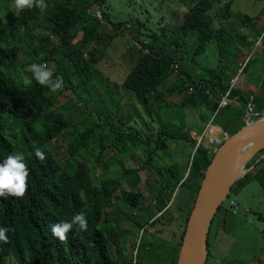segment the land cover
I'll use <instances>...</instances> for the list:
<instances>
[{
  "label": "trees",
  "instance_id": "trees-1",
  "mask_svg": "<svg viewBox=\"0 0 264 264\" xmlns=\"http://www.w3.org/2000/svg\"><path fill=\"white\" fill-rule=\"evenodd\" d=\"M107 1L34 0L31 9L18 11L13 19L0 24V159L13 152H20L24 155L28 168L24 195L19 198L0 197V229H4L5 237L0 240V264H9L10 259L18 264H121L120 260L124 263L121 239L127 231L122 227L123 215L119 211L116 215L110 211L123 178L129 174L136 175L135 171L126 166L123 157L134 155L136 151L141 157L143 154L146 156V165L149 166L145 168L150 174L154 159L158 157L159 151L167 149L168 141L174 139L192 144L194 154L187 179L193 176L197 184L194 204L215 150L203 143L198 145L192 138L183 117L185 108L192 107L213 114L220 100L229 92L228 98L238 100L242 104L241 108L250 109L255 105V113H264L262 97L252 90L243 91L236 85L230 86L232 76L237 74L238 69L236 57L239 56L240 48L237 44L246 45L250 34L240 33L235 27L216 26L217 13L213 14L212 11L223 0H178L186 10L180 22L176 18L168 22L163 16L161 21L165 20V24L160 32L147 26L149 18L142 21L133 17L115 22V31L104 35L103 23L112 22L105 12ZM95 7L101 18L97 13L90 12ZM231 8L232 0H229L225 3V9L230 11ZM238 15L241 18L239 25L253 26L252 17L247 14ZM227 16L226 14L225 17ZM133 22V29L137 33L135 38L141 43V47L130 56L129 70L122 87L133 92L150 121L158 123L157 138L152 131H149L147 139L137 135L134 128L127 126L126 114L112 119L107 116L109 112L105 111L99 114L104 117L99 122L93 120L92 114L77 121L70 120L63 112L54 109L55 93H50L47 87L37 84L32 79L31 72L28 77L22 72L24 66L19 60L21 54L31 63L53 62L57 64L55 68L49 69L53 78L62 77L66 86L72 88L60 63L65 61L77 64L79 68L73 75L80 78L82 92L79 97L90 101L99 90L88 85L102 75L97 65L105 55L107 46L120 35L119 31L126 29V24ZM173 25H176L177 33L185 38L195 30L211 27L219 61L228 60L227 68L218 70L221 67L219 64L217 70L207 69L209 76H200L198 84H195V78L191 74L184 71L179 73L176 56L164 51L168 45L177 43V39L173 38L174 32L170 31ZM208 44V40L201 41L195 54L203 53ZM250 61L251 59L246 66ZM232 69L235 73H231ZM25 79L30 83L25 85ZM100 90L109 93L103 86H100ZM118 93L120 96L124 92ZM109 94L114 95L113 92ZM172 95H178L180 99L176 106L165 102ZM119 106V102L112 105L114 109ZM88 108L86 107L87 110ZM138 114L141 115L140 112ZM241 116L235 110V118L238 120ZM230 123L216 124L231 135L244 127L240 124L233 129ZM106 128L108 133L104 134L102 130ZM60 141L68 143L65 152L57 149ZM35 148L43 153L42 160L36 158ZM109 149V156H105ZM83 150L88 152V157H81ZM259 154H264V150ZM252 164H255V158L247 167ZM111 167H115V172L105 177V171ZM98 168L104 173L93 180L90 174ZM167 171L176 181L168 180L163 184L158 179L160 185L147 184L155 201L152 203L151 199L144 215L132 218L140 228L150 223L156 226L166 218L174 220V216H164L167 211L165 209L169 194L183 177L176 171L175 164L168 167ZM159 174H162L161 171ZM248 174L264 190V167L257 165ZM242 180H238L232 190L243 183ZM139 181L140 179L134 182L136 184ZM140 198V192L132 191L128 199L132 207L138 208ZM179 210V214L185 217V223L178 239V248L173 254L168 242L163 243V246H159L157 241H146L141 245L146 252H157L160 258L158 264H165V261L170 264L177 262L192 209L187 214ZM77 213L84 214L86 230L81 231L78 226H74L63 242L53 237L51 226L60 221L71 220ZM210 246L208 241V248ZM137 254L148 259L153 257H147L141 250ZM210 256L209 248V258ZM136 264L144 263L139 261Z\"/></svg>",
  "mask_w": 264,
  "mask_h": 264
},
{
  "label": "rangeland",
  "instance_id": "rangeland-1",
  "mask_svg": "<svg viewBox=\"0 0 264 264\" xmlns=\"http://www.w3.org/2000/svg\"><path fill=\"white\" fill-rule=\"evenodd\" d=\"M227 1L229 0H223L222 3L216 4L212 11L213 14L217 13L216 26L221 28L235 27L239 29L238 32L240 31V33L250 34L246 45L237 44L240 48L239 56L236 57V60L238 59V69L237 74L232 76V80H238L235 84L238 88L245 89L249 85V88L254 91L259 84L261 93L258 96L262 97L264 101V0H232L230 11L225 9ZM11 5L12 0H0V24L13 19L18 13L10 9ZM150 9L152 12H149ZM185 11L178 0H108L105 12L109 14L112 22L105 21L102 31L104 35L112 33L115 31L113 25L115 22L138 17L142 21H146L149 18L147 26L154 31L160 32L165 24V20L161 21L163 16L168 19V22L174 20V18L180 22ZM90 12L92 14L97 13L98 17L101 18L97 7L93 8L92 11L90 10ZM226 14L228 15L227 17H225ZM238 14H247L252 17L254 20L253 26L251 24L249 27L239 25L241 18ZM133 26H135L134 22L126 24V29L119 31L120 35L107 46L105 55L97 65L102 75L98 79H94L88 86L93 85L94 88L99 90L97 95L100 97L94 95L95 97L90 101L80 98L79 94L82 92L81 86H79L80 78L73 75L79 68L78 65L69 64L65 61L60 63V66L67 73L68 81L72 84V88L71 86L68 88L63 81L62 88L56 91L54 95L55 110L63 112L67 118L74 121L83 119L87 114H92L94 115L93 120L99 122L104 118L103 115L102 118L99 114L105 111L109 112L107 116L112 119L117 115L126 114L127 126L134 128L137 135L147 139L150 134L149 131H152V134L156 137L158 123L151 122L137 102L136 97L133 95L134 93L126 91L122 87L123 79L129 70L130 56L132 53H137L138 47H141V43L135 38L137 33ZM175 27L176 25L171 26L170 31L174 32V37H172L177 39V43L168 45L164 51L171 56H176L179 73L184 71L187 74H191L195 78V84H198L200 76H209L207 69L215 68L217 70V67L220 66L218 70L227 68L228 60L219 61V53L211 27L204 30H195L187 38L179 35ZM206 40L209 42L206 50L196 55L195 50L201 41ZM159 42L161 43V41ZM180 55L183 56L180 57ZM249 59L251 61L246 66ZM19 60L24 66L22 68L24 76L28 77L30 73L28 65L32 64L31 61L23 54L19 56ZM219 64L221 65L218 66ZM56 65L53 62L45 64L48 69L55 68ZM231 73H235L233 69ZM232 80L230 86L235 82H232ZM100 86L108 89L109 93L113 92L115 96L101 91ZM118 92H124L121 94L122 97L121 95L118 96L120 94ZM179 100L178 95H172L165 102L170 106H176ZM117 102H119L120 106L114 109L112 105ZM219 103H221V100ZM224 105L220 106L219 104L213 114L192 107L185 108L183 117L187 129H190V135L192 133L197 143H203L205 146L211 144L210 146H212L210 140L213 138L212 136L219 135L217 128H215L216 126L219 127L217 125L219 123L231 122L230 126L235 129L240 124L245 126L247 122L256 121L264 115V113L258 115L254 112L255 105L251 107L253 112L248 108H241L242 104L238 100H231ZM86 107H89L88 110ZM235 110H238L242 115L238 120L235 118ZM102 132L107 134L108 128L104 129V131L102 130ZM195 132L198 134L197 136ZM224 132L226 131L224 130ZM230 135L231 133L227 131V135H224V138ZM219 139L221 143L224 142L222 136ZM67 147L68 143L66 142L60 141L57 144V149L60 152H65ZM193 149L194 146L188 142L171 139L168 141L167 149L159 151L158 157L154 159L150 174L145 168L149 166L146 165V156L143 154L141 157V154L136 151L134 155H125L123 157L126 166L135 171L136 175L129 174L123 178L122 185L116 192V199L110 209L114 215L117 214V211L123 215L122 227L127 231L126 235L121 239L122 258L124 260V263L120 260L121 264H136L139 261L144 264H158L160 258L157 256V252L151 250L146 252L141 246L146 241H157L159 246H163V243L168 242L171 245L172 254L178 248V239L182 234L185 223V217L179 214V209L182 210L183 214H187L192 209L197 189L193 176L187 179L191 171L190 163L193 158ZM108 151L110 149L105 152V156H109L110 153ZM80 154L81 157L89 156L88 152L84 150ZM257 156L254 158L257 159ZM173 164L176 166V171L180 173V177L183 178L175 189H172L173 192L169 194L168 205L165 209L167 211L164 216H174V220L170 221L169 218H166L161 224L156 226L150 223L140 228L133 222L132 218L146 213L145 208H147L152 199L147 184L160 185L161 183L157 181L158 179H161L163 184L168 180L176 181L167 171L168 167ZM115 170V167H111L104 173L102 169L98 168L92 170L90 175L95 180L100 173H104V176L108 177ZM159 171H161V175ZM132 176L135 180L140 179V181L135 184ZM241 179H243V183L234 187L213 220L208 237L211 245L209 247L211 256L209 258L208 254L209 259L206 264H264V190L251 174ZM132 191L141 193L138 208L132 207L128 199ZM154 201L152 199V203ZM139 208H142V210L139 211ZM139 250L147 257H150V255H153V257L148 259L144 256H139L137 254ZM114 258L116 259V256ZM9 264L18 263L10 259ZM165 264H170V262L165 261Z\"/></svg>",
  "mask_w": 264,
  "mask_h": 264
},
{
  "label": "water",
  "instance_id": "water-1",
  "mask_svg": "<svg viewBox=\"0 0 264 264\" xmlns=\"http://www.w3.org/2000/svg\"><path fill=\"white\" fill-rule=\"evenodd\" d=\"M262 150L264 115L246 123L216 148L190 212L176 264L207 263L213 220L234 184L255 169V164L250 167L247 164Z\"/></svg>",
  "mask_w": 264,
  "mask_h": 264
},
{
  "label": "clouds",
  "instance_id": "clouds-1",
  "mask_svg": "<svg viewBox=\"0 0 264 264\" xmlns=\"http://www.w3.org/2000/svg\"><path fill=\"white\" fill-rule=\"evenodd\" d=\"M34 6V0H12L11 10L15 13L25 8L31 9ZM28 70L31 72L32 79L41 86L47 87L50 93H55L63 86V79L60 76L53 78V73L43 63H32L28 65ZM30 81L25 79L24 84H29ZM34 154L37 159L44 158L43 153L39 148L34 149ZM28 178V168L25 163V157L20 152H13L0 159V197L13 196L22 197L26 190V181ZM78 226L79 230L83 231L87 228V221L83 213H77L71 217V220L60 221L51 226V234L59 241L63 242L66 239V234ZM4 229H0V240L5 239Z\"/></svg>",
  "mask_w": 264,
  "mask_h": 264
},
{
  "label": "crops",
  "instance_id": "crops-1",
  "mask_svg": "<svg viewBox=\"0 0 264 264\" xmlns=\"http://www.w3.org/2000/svg\"><path fill=\"white\" fill-rule=\"evenodd\" d=\"M243 89V91H248V90H252V89H250L249 88V85H248V88H242ZM259 90V91H258ZM252 91H254V90H252ZM255 94L256 95H260V86H259V84L255 87ZM215 128H217V132L219 133V135H217V136H212L213 138L210 140V142L212 143V146H210V145H206V146H208V147H210V148H212V149H216L217 147H218V145L221 143L220 142V137L222 136V138L225 140L226 138H224V135H227V131L226 132H224V130L221 128V126L219 125V127L218 126H216ZM195 135L197 136L198 134L195 132ZM191 136H192V138L193 139H195L194 138V136L192 135V133H191ZM220 142V143H219ZM200 143V142H199Z\"/></svg>",
  "mask_w": 264,
  "mask_h": 264
},
{
  "label": "built area",
  "instance_id": "built-area-1",
  "mask_svg": "<svg viewBox=\"0 0 264 264\" xmlns=\"http://www.w3.org/2000/svg\"><path fill=\"white\" fill-rule=\"evenodd\" d=\"M233 81H235L234 82V84H232L231 85V87L232 86H235V84H236V82L238 81L237 79H235V80H232V82ZM228 94H229V92H227L226 93V95L222 98V100H221V103H220V106H225L224 104H228L231 100L228 98ZM250 111H252L253 112V110H252V108L250 107V109H249ZM251 122H253V121H251ZM247 123H250V122H247ZM209 132V131H208ZM206 135H207V132H206ZM205 136V135H204ZM203 136V137H204ZM216 150V149H215ZM255 165L257 166H260V167H264V154H262V155H260L257 159L255 158Z\"/></svg>",
  "mask_w": 264,
  "mask_h": 264
}]
</instances>
